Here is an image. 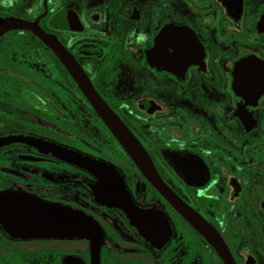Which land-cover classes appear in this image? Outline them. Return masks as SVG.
<instances>
[{
	"label": "flooded vegetation",
	"instance_id": "af4514ba",
	"mask_svg": "<svg viewBox=\"0 0 264 264\" xmlns=\"http://www.w3.org/2000/svg\"><path fill=\"white\" fill-rule=\"evenodd\" d=\"M0 196L89 224L0 264H264V0H0Z\"/></svg>",
	"mask_w": 264,
	"mask_h": 264
},
{
	"label": "water",
	"instance_id": "95a60500",
	"mask_svg": "<svg viewBox=\"0 0 264 264\" xmlns=\"http://www.w3.org/2000/svg\"><path fill=\"white\" fill-rule=\"evenodd\" d=\"M75 79L83 91L89 96L93 105L104 115L111 128L122 136L123 144L135 152V157L142 160L138 143L128 138L122 126L114 120L107 105L93 91L92 86L81 68L73 61L69 63ZM122 128V129H121ZM76 156V155H74ZM76 158V157H75ZM139 165L151 176L158 177L152 165L140 162ZM8 197L0 196V222L7 227L11 237H41V238H66L72 236H83L89 228L86 217L79 212L56 204L45 203L39 200L20 197V203L13 208ZM179 212L205 237H213V233L207 223L194 211L183 203L176 204Z\"/></svg>",
	"mask_w": 264,
	"mask_h": 264
}]
</instances>
